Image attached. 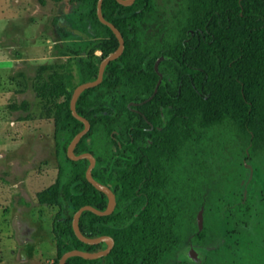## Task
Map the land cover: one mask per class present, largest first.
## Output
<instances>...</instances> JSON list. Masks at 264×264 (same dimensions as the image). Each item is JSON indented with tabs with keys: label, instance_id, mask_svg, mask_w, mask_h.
I'll list each match as a JSON object with an SVG mask.
<instances>
[{
	"label": "trees",
	"instance_id": "16d2710c",
	"mask_svg": "<svg viewBox=\"0 0 264 264\" xmlns=\"http://www.w3.org/2000/svg\"><path fill=\"white\" fill-rule=\"evenodd\" d=\"M77 1L96 34L81 65L87 83L97 79L102 60L118 50L119 41L98 18L99 0ZM175 1L177 10L168 13L157 0L103 2V15L122 33L125 51L108 65L103 82L77 102L91 129L75 153L96 158L94 179L117 197L110 216L84 212L80 230L87 238L112 237L115 246L106 257H73L66 264H162L176 252L183 238L181 212L170 193L174 170L185 148L199 145L209 132L225 128L245 157L264 156V0ZM46 70L41 67L30 85L37 97H64L56 107L55 138L65 159L55 183L36 200L58 208L52 233L59 264L67 252L108 247L80 241L73 218L88 205L105 211L109 200L87 180L90 162L67 156L84 129L70 108L80 85L73 64L60 73ZM11 108L30 111L27 102ZM251 206L249 199L238 200L230 217L248 225Z\"/></svg>",
	"mask_w": 264,
	"mask_h": 264
},
{
	"label": "rangeland",
	"instance_id": "374dc122",
	"mask_svg": "<svg viewBox=\"0 0 264 264\" xmlns=\"http://www.w3.org/2000/svg\"><path fill=\"white\" fill-rule=\"evenodd\" d=\"M157 5L177 10L175 0ZM82 6L77 0H0V264H56L57 254L50 257L58 208L39 205L36 195L55 183L65 159L55 138L56 107L64 97H37L30 82L41 67L60 73L72 63L82 84L81 65L96 36ZM23 102L29 112L11 108ZM237 146L221 128L182 152L170 193L183 240L162 264H264V156L250 159ZM248 199L251 219L236 224L230 211ZM29 224L34 232L27 241Z\"/></svg>",
	"mask_w": 264,
	"mask_h": 264
},
{
	"label": "water",
	"instance_id": "95a60500",
	"mask_svg": "<svg viewBox=\"0 0 264 264\" xmlns=\"http://www.w3.org/2000/svg\"><path fill=\"white\" fill-rule=\"evenodd\" d=\"M135 1L136 0H117L118 3H120L121 5H124V6H132L135 3ZM103 2H104V0L98 1V5H97L98 18L102 24L108 26L113 31V33L115 34V36L117 37V39L119 41V48L115 53L109 55L108 57H106L102 60L100 67H99L98 77L95 81L82 83V84L78 85L76 87L74 93H73L71 103H70L71 112H72L73 117H75L77 120H79L80 122H82L84 124V129L80 133H78L74 137V139L71 141V143L69 144L68 149H67V156L72 161L88 160L90 162V165H89L87 172H86L87 180L98 191L104 193L108 197V200H109L108 208L105 211H100V210H98L92 206H89V205L80 208L76 212V214L74 215V218H73L74 232H75L77 238L87 245H98V244L105 243V244H107L108 247L105 250L99 251L96 253H89V252H84V251H80V250H73V251L67 252L61 257V259L59 260V264H66L68 259L73 258V257H80V258H83L85 260H97V259L108 256L115 246V240L112 237L102 236V237H98V238H87L82 234V232L80 230V219H81L84 212L89 211V212H92V213L96 214L97 216H101V217L110 216L114 213V211L116 209L117 197H116L115 193L110 189V187H108L107 185H104V184H102V183H100L94 179L93 170L97 164L96 158L91 153H84L81 155H76V153H75L78 144L83 139V137L88 134V132L91 129L90 122L86 118L79 115V113L77 111V102H78L80 96L86 90L95 88L103 82L105 71H106V68L108 67V65L111 62L119 59L125 51V40H124L122 33L114 24L107 21L103 15ZM192 258L195 259V256L192 255Z\"/></svg>",
	"mask_w": 264,
	"mask_h": 264
},
{
	"label": "crops",
	"instance_id": "0c3cea01",
	"mask_svg": "<svg viewBox=\"0 0 264 264\" xmlns=\"http://www.w3.org/2000/svg\"><path fill=\"white\" fill-rule=\"evenodd\" d=\"M25 232L28 235V240L27 241H29L30 240V237H31V234L34 232L33 226H31L30 224L29 225H26ZM56 254H57V251H56V253L52 257H50V259L53 258L54 256H56Z\"/></svg>",
	"mask_w": 264,
	"mask_h": 264
}]
</instances>
